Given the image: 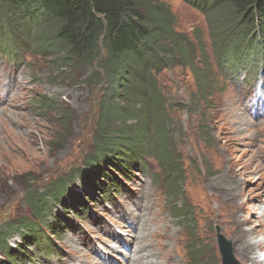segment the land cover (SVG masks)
Returning a JSON list of instances; mask_svg holds the SVG:
<instances>
[{
	"label": "rangeland",
	"instance_id": "1",
	"mask_svg": "<svg viewBox=\"0 0 264 264\" xmlns=\"http://www.w3.org/2000/svg\"><path fill=\"white\" fill-rule=\"evenodd\" d=\"M165 1L178 28L190 36L203 31L211 51L206 16L184 0ZM40 54L30 48L28 61L11 69L0 61V231L33 217V194L26 198L30 178L42 193L52 181L73 174L68 189L80 197L75 203L70 195L47 216L66 219L59 236H51L57 253H42L21 230L10 232L8 244L24 253L19 264H221L217 227L233 242L242 264H264V244L258 246L264 243V79L251 76L245 83L230 77L227 86L218 80L202 97L188 68L165 70L159 77L165 133L151 125L145 170L130 169L127 177L110 162L101 164L124 185L113 194L110 186L105 192L103 173L88 182L75 176L90 168L104 84H87L92 67L70 81L49 64L54 53ZM38 100L74 111L72 129L60 144H55L62 134L58 111ZM164 135L165 147L159 144ZM166 156L180 169L182 181L176 184L177 171L164 170ZM182 205L191 208V217L174 212Z\"/></svg>",
	"mask_w": 264,
	"mask_h": 264
},
{
	"label": "trees",
	"instance_id": "2",
	"mask_svg": "<svg viewBox=\"0 0 264 264\" xmlns=\"http://www.w3.org/2000/svg\"><path fill=\"white\" fill-rule=\"evenodd\" d=\"M184 1L206 16L217 64L201 38L203 31L190 36L179 29L176 14L165 0H0L1 55L20 60L21 53L30 48L38 54L40 49L42 55H56L49 64L53 69L59 67L60 74L65 73L70 81L75 82L78 72L92 67L87 84H104L98 137L87 161L94 170L76 172L78 179L88 182L103 173L107 182L102 185L110 186L115 193L123 184L117 173L109 171L107 175L102 163L110 162L127 177L130 169H145L146 157L151 153V125L165 133L168 120L159 80L165 70L188 68L197 92L204 97L218 80L225 83L222 76L228 71L226 66L233 71L237 68V72L264 68V0ZM38 101L44 108L53 106L58 111L62 134L55 144H60L72 129L74 111L66 104L56 106L54 100ZM167 141L164 135L159 144L168 146ZM164 159L167 174L177 171L173 174L176 184L181 180L180 169L170 156ZM73 177L71 174L52 181L42 193L31 183L36 178H30L26 198L33 194V217L18 219L5 232L0 231V264H19L23 260L20 256L24 253L7 242L15 230L26 234L24 239L39 246L42 253L56 249L51 236H59L66 219L50 220L47 216L57 204L65 206L70 195H75L73 200L78 203L80 196L68 189L75 183ZM182 206L174 212L179 218L191 217V208Z\"/></svg>",
	"mask_w": 264,
	"mask_h": 264
},
{
	"label": "water",
	"instance_id": "3",
	"mask_svg": "<svg viewBox=\"0 0 264 264\" xmlns=\"http://www.w3.org/2000/svg\"><path fill=\"white\" fill-rule=\"evenodd\" d=\"M220 250L223 257V264H239L236 258L233 256L232 248L230 244L223 238L219 241Z\"/></svg>",
	"mask_w": 264,
	"mask_h": 264
},
{
	"label": "bare ground",
	"instance_id": "4",
	"mask_svg": "<svg viewBox=\"0 0 264 264\" xmlns=\"http://www.w3.org/2000/svg\"><path fill=\"white\" fill-rule=\"evenodd\" d=\"M244 118H245V117H244ZM240 121H241V120H240ZM242 121H243V119H242ZM262 208H263V206H261V209H262ZM152 239H153V238H152ZM161 241H162V240H161ZM263 244H264L263 242H259V243H258V246H261V245H263ZM137 246H138V245L136 244V249H137ZM141 246H142V245H141ZM137 252H138V251H137ZM140 252H141V251H140ZM142 253H145V252L142 251ZM142 253H141V254H142ZM146 254L149 255V254H151V253L147 252V253H145V255H146ZM257 258H258V257H251V259L253 260V262H254V261H258V263H259L260 259H257ZM260 258H264V255L262 254V255L260 256ZM262 260H264V259H262ZM131 262H132V261L129 260V264H131ZM110 263H111V262H110ZM94 264H101V262L98 261V260H95ZM111 264H112V263H111ZM125 264H126V263H125Z\"/></svg>",
	"mask_w": 264,
	"mask_h": 264
}]
</instances>
